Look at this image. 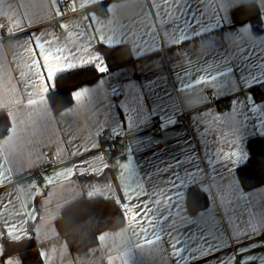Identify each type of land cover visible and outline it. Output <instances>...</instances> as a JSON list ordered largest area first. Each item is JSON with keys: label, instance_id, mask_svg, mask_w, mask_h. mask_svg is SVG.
<instances>
[{"label": "crops", "instance_id": "1", "mask_svg": "<svg viewBox=\"0 0 264 264\" xmlns=\"http://www.w3.org/2000/svg\"><path fill=\"white\" fill-rule=\"evenodd\" d=\"M110 8L107 16H101L92 6L81 8V4H87V0H0V36L8 27L17 31V21L25 27L31 24L29 31L48 29L60 36V43H67L68 47L82 46L85 53L91 52L93 56L100 54L105 60L99 47V41H103L106 47L128 46L134 57L132 63L109 69L108 73L96 74L94 77L79 82L72 86L74 90L87 87L88 92L83 94L77 101L74 99L69 106L54 110L50 93L53 91L49 86V92L43 97V103L28 107H17L14 101L24 97L22 85L19 83V70H27L29 54L22 47L23 42L15 45L0 44V111L6 113L10 121V128L15 122V133L7 143L4 141L9 137V132L0 137V247H6L15 257L22 260L23 264H109V256L112 257V264H162L157 248L162 241H155V236L150 232L148 239L155 242L147 245L143 234L133 236L132 229L124 224L115 229L103 231L105 239L83 251H76L68 245L57 227V221L61 217L65 207L80 198H109L120 199L122 193L127 190L132 192L138 186H151L156 179L152 173L157 166L171 163L183 155V149L189 137L196 141L198 125L196 121L201 119L198 113L210 108V113L204 117V124L201 130L207 127L210 131L206 137L209 139L213 163L209 166V183L211 193L216 196L231 198L234 193L227 190V179L230 175L225 170L221 157L231 151H236L240 140H245V147L248 148V140L255 136H264V105H257L250 99L248 120L243 125L240 123V105H233V109L227 108L232 104L233 99H244L245 90L232 92L224 86L225 82L232 78L233 73H228V67L240 66L249 78H256L258 83H264V22L263 30L255 32L252 22L242 20L234 21L232 10L238 6L254 3L260 10V19L264 14V0H245L243 4L230 0V7L224 8L221 5L224 0H191L193 11L200 18L213 25L211 31L203 33L194 41L181 42L176 48L170 43L173 36H165V28L170 23L163 15L164 5L161 8L160 17L149 15L147 17L138 15L137 5L141 0H105ZM185 0H181V8ZM55 3V7L53 4ZM163 3V0H157ZM75 5L76 11L72 10ZM233 4V5H232ZM232 5V6H231ZM61 12V17L68 24V29L60 27H49V21L41 18L51 15L55 11ZM155 12V10H153ZM90 17V19H85ZM224 22H221V21ZM262 21V20H261ZM250 23L252 28L239 29L242 25ZM85 31V35H77ZM190 31V30H189ZM71 32L69 40L67 33ZM259 36H256L255 34ZM164 40H161V37ZM242 36L245 39L243 52L237 49L232 43L234 37ZM7 40V36H4ZM91 40V44H89ZM119 42V43H118ZM185 47L192 57L189 63L183 53ZM235 53L233 59L226 57L229 53ZM106 61V60H105ZM107 63V62H106ZM19 66V67H17ZM225 73L220 75L219 73ZM105 79L104 85L97 80ZM204 77V81L197 84L196 80ZM217 79L213 81L211 78ZM153 77L166 78L168 91L172 93L175 101L172 107L179 113L176 116V123L164 131L158 125L157 135L152 136L150 129L159 124V118L149 120L146 127L134 133H121L120 140L116 144V153L112 159L104 157L98 142V129L95 126L97 119H103V114L97 115L96 106L109 85L119 82L122 85L127 83L151 81ZM9 79L11 84H9ZM191 87H184V85ZM11 85H15L16 91H11ZM215 85V86H214ZM256 84H250L254 87ZM212 89L213 94L219 100L211 101V95L206 89ZM184 100V102L181 101ZM26 105V98L23 99ZM220 110L219 112L217 110ZM12 112L13 117L8 113ZM220 116L219 120L214 117ZM71 124L80 141L81 148L91 150L92 144H98V157L90 161L91 168L97 169V180L91 184L81 183L82 177L73 171L66 175L67 169L71 168L77 157L70 156L65 150L67 145L63 143L64 129ZM103 132L104 130L101 129ZM47 144H59L63 159L53 158V153L45 146ZM198 148L199 143H195ZM43 153L42 159L51 163H35L39 154ZM91 155V153H89ZM109 171L104 170V165ZM127 165V167H121ZM239 169V168H238ZM238 169L231 173L232 179L236 181L235 187H243ZM10 170V171H9ZM107 176V182L104 176ZM36 177L40 178L39 183H34ZM115 178V182H113ZM50 180L51 182H47ZM119 184V191L116 188ZM167 187V186H161ZM191 187L185 182L183 187L175 192H165L166 195H174L170 207L166 213L169 219L158 222L157 230L163 240L168 243L164 245L167 249L165 260L171 264L172 260H178L179 264H191V253L184 251L180 257L172 256L176 251L170 247L175 241L173 237L181 232L187 231V227L180 223V216L184 214L185 205L189 212H197L198 209L190 210L188 197L185 192ZM245 190V197L235 202L236 211L232 213L230 224L221 221L213 211L211 203L207 209L199 208L195 219L205 230H210L215 236V242L224 246V251H234L236 247L245 250L246 255L253 252H264V247L259 241H264V185L254 189ZM93 192L92 197L87 192ZM205 194L211 202L212 194L198 190ZM117 203V202H116ZM163 207V205H161ZM203 213V215H200ZM249 221L248 231H254V237L241 239L232 243L230 232L241 227L243 220ZM227 224V227H226ZM196 225H193L195 227ZM12 236L21 239L12 242ZM243 237V231L240 233ZM139 243L142 247L137 248ZM251 245L249 248L248 246ZM182 245H177V248ZM39 253V255H38ZM264 253H257L256 264H264L259 256ZM200 258V253H195ZM211 264L215 259L208 258ZM199 264H204L203 260Z\"/></svg>", "mask_w": 264, "mask_h": 264}, {"label": "snow or ice", "instance_id": "2", "mask_svg": "<svg viewBox=\"0 0 264 264\" xmlns=\"http://www.w3.org/2000/svg\"><path fill=\"white\" fill-rule=\"evenodd\" d=\"M236 2L243 4L245 0H236ZM92 6L96 12H99L101 16H107L110 11L108 4L106 5L105 0H87V4H81V8L87 6ZM164 7L163 15L167 17L170 22L165 28V36H173L170 43L176 48L181 42L194 41L199 38L203 33L211 31L213 28L212 24H209L203 19V14L198 18L197 14L193 11L191 0H185L183 8H181V0H163V3H157V0H141L137 5L138 15H143L145 17L149 15H155L160 17L161 8ZM233 5V4H232ZM231 5V6H232ZM225 9L230 7V0H224L221 5ZM55 7V3L53 4ZM72 10L75 12V5L73 4ZM155 10V12H153ZM60 11H55L51 15H46L41 18V22L44 20L49 21V27H60L67 30L68 24L63 22ZM85 19H90L86 17ZM262 22H264V14L261 16ZM221 22H224L223 20ZM2 27V26H0ZM32 25L28 24L27 27L24 26L20 21H17V31H13L12 27H8L4 31L3 36H0V44L15 45L23 42L22 47L26 49L29 54L27 64V70H19V83L22 85L24 97L18 98L14 101L16 106L19 108L21 106L31 108L38 104L43 103V97L49 92V86L54 90L56 86V80L65 73H71L77 69H86L91 66L97 74L108 73V65L104 59L101 58L100 54L93 56L91 52L85 53L82 51V46H75L74 49L68 47L67 43H60V36H57L55 32H49L47 28L37 31H29ZM252 28L250 23H246L239 29L244 32V29ZM190 30V31H189ZM85 31H80L77 35H85ZM255 34V33H254ZM69 40H71L72 33H67ZM259 36L258 34H255ZM4 36H7V40H4ZM164 40V37H161ZM245 39L242 36L234 37L232 43L236 45L240 52H243V45ZM119 43V42H118ZM91 44V40H89ZM99 47H103V41H99ZM177 49V48H176ZM184 57L187 58L189 63L192 62V57L190 56L187 48L183 53ZM235 53H229L227 59H233ZM19 67V66H17ZM245 71H241L240 66L235 67V72L233 67H228L227 72L233 73L232 78L228 79L224 86L232 92H239L246 89L244 99H233L229 110L233 109V105H240V115L242 117L240 123L243 125L248 120V111L250 110V105L247 103L250 99L253 103L257 105H264V99L259 98V96L254 92V89L259 87H264V84H259L256 78H249ZM220 75H225L221 72ZM213 81L217 77L213 76L211 78ZM166 78L160 79L158 77H153L151 81L144 82L142 80L121 84L115 82L109 85L110 91L105 90L103 95L100 97L99 102L96 106L97 115L103 114V119H97L95 121V126L98 129V142L99 145L104 141L101 140V136L104 131L109 133L107 139L111 140L113 137H119L121 133H134L142 128L146 127L149 120L158 117L159 127L161 131L174 125L176 123V116L179 113L175 110L172 105L175 101L173 100V95L168 91L166 86ZM204 81V77H200L196 80L199 84ZM99 84L104 85L106 83L105 79L101 75V78L97 80ZM256 84V87H250V84ZM9 84L11 80L9 79ZM215 86V85H214ZM184 87H191V85H184ZM11 91L15 93V85H11ZM88 92L87 87H82L80 90H74L72 95L75 100H79L81 96ZM206 93L211 95V101L219 100L213 94L212 89H206ZM26 98V105L23 104V99ZM184 102L183 99H181ZM0 107H7V105H2ZM210 108L198 113L201 119L196 121L198 125L196 141H193L192 137H189L186 142V147L182 150L183 155L177 159L173 160L171 163L163 164L162 166H157L152 173L155 176V180L149 187L143 185L138 186L137 189H133L132 192L125 190L120 196L119 200H116L117 205L122 209V218L127 223V226L132 229L133 236H139L143 234L145 243L147 245L153 244L155 241H162L160 246L157 248L156 253L159 255L162 264H168L165 260L167 254V249L164 247L168 243L167 240H163L160 235V231L157 230L158 222L166 221L169 216L166 214L170 207L175 205L171 202L175 199L174 195H166L163 199L165 192H175L178 196L177 191L180 187H183L185 182H187L191 187L185 192V197H188L193 188L197 190L211 193V185L209 183V166L213 163L212 152L210 147L211 143L209 139H201V137H206L207 133L210 131L209 128L205 127L201 130V125H203L204 117H207L210 113ZM220 111L219 109L217 110ZM9 117H13L12 112L8 113ZM215 120H219L220 116L214 117ZM13 126L8 129L9 137L4 141L5 143L11 139L12 134L15 133V122L12 121ZM83 137H78L73 126L69 124L67 128L64 129L63 143L67 145L64 151L70 156L77 157L73 161L71 168L67 169L66 175H70L75 172L79 173L82 177L81 183L91 184L94 180H97L96 172L97 169H92V175L89 177V170L91 168L90 161L93 157H98L99 146L98 144H92L91 150L88 148H81L80 141ZM245 140H240L239 146L236 151H231L226 154V156L221 157L224 163L225 170L230 173L227 179V190L234 193L231 198H226L225 196H216L212 194L211 202L207 200L201 205V207L207 209L209 204L213 206V211L217 216H219L221 221L230 222L232 221V213L236 211L235 202L239 199L245 197V190L241 186L236 188V181L232 179L231 173H234L241 165L250 166V154L245 147ZM195 143H199V147L195 146ZM52 153L53 158L60 160L63 159L59 144H47L45 145ZM91 153V155H89ZM43 153L39 154L35 163H51L52 159L45 161L42 159ZM121 167H127V165H122ZM104 170L107 172L109 169L104 165ZM10 171V170H9ZM107 176H104V181L107 182ZM47 182H51L48 180ZM115 182V178H113ZM167 186V187H161ZM116 188L119 191V184H116ZM93 192H87V196L92 197ZM163 205V207H161ZM199 209L197 210V212ZM197 212H189L185 205L184 214L180 216V223L187 227V231L181 232L178 236L173 237L175 241L170 245L171 248L176 249L172 253V256L180 257L181 253L188 251L191 253V264H199V261L203 260L204 264H211L209 257L215 259V264H256L257 253L264 252H253L251 255H246L245 250L240 247H236L234 251H224V246L218 245L215 242V236L210 230L203 229L195 219ZM264 212V209H262ZM203 215V213H200ZM249 221L247 219L243 220L241 227L236 228L234 231L230 232V237L232 243L240 241L241 239H250L255 235L254 231H248ZM193 225H196L193 227ZM227 227V224H226ZM243 231V237L240 233ZM155 236V241L148 239L149 233ZM260 234H264V230H261ZM10 239L12 242L20 240V237L12 236L10 234ZM99 241L105 239L104 235L97 238ZM261 247H264V241L258 242ZM177 245H182V247L177 248ZM135 247H142L141 244L137 243ZM249 248L251 245L248 246ZM199 251L200 258H196L195 253ZM39 255V253H38ZM261 262H264V255L258 257ZM0 264H23L22 260L15 259V257L7 250L6 247H0ZM109 264H112V257L109 256ZM171 264H179L178 260H172Z\"/></svg>", "mask_w": 264, "mask_h": 264}, {"label": "trees", "instance_id": "3", "mask_svg": "<svg viewBox=\"0 0 264 264\" xmlns=\"http://www.w3.org/2000/svg\"><path fill=\"white\" fill-rule=\"evenodd\" d=\"M234 21L249 19L255 32L263 30L260 10L254 3L238 6L232 10ZM101 51L110 69H114L134 61L128 46L106 47ZM97 73L89 66L77 69L71 73L62 74L56 80L55 89L50 93V101L54 110L63 109L73 102L71 88L75 84L94 77ZM10 128V121L6 113L0 111V137ZM250 151V166L241 165L238 174L243 187L247 190L264 185V136H255L248 140ZM207 200L204 193L193 188L188 196V207L195 210ZM117 203L113 199L95 197L80 198L62 211L57 221V227L70 248L83 251L98 243L100 234L108 229H115L124 224Z\"/></svg>", "mask_w": 264, "mask_h": 264}, {"label": "built area", "instance_id": "4", "mask_svg": "<svg viewBox=\"0 0 264 264\" xmlns=\"http://www.w3.org/2000/svg\"><path fill=\"white\" fill-rule=\"evenodd\" d=\"M264 84V83H260ZM256 87V85L254 86ZM254 92L259 96V98L264 99V87H259L258 89H254ZM215 102V101H213ZM159 124H156L153 128L150 129V133L152 136L157 135V127ZM109 133L107 131H103V135L101 136V140L104 141L100 144V150L104 157L108 159H112L115 156L116 153V144L120 140V138L113 137L111 140H108ZM40 178L36 177L34 179V183H39Z\"/></svg>", "mask_w": 264, "mask_h": 264}]
</instances>
